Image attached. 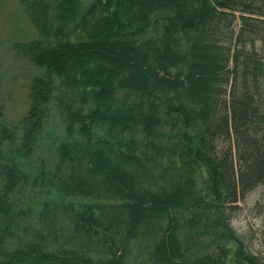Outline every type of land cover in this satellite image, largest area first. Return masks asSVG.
Segmentation results:
<instances>
[{
  "label": "trees",
  "instance_id": "trees-1",
  "mask_svg": "<svg viewBox=\"0 0 264 264\" xmlns=\"http://www.w3.org/2000/svg\"><path fill=\"white\" fill-rule=\"evenodd\" d=\"M22 3L45 72L0 116V264H264L231 226L264 186V0Z\"/></svg>",
  "mask_w": 264,
  "mask_h": 264
},
{
  "label": "rangeland",
  "instance_id": "rangeland-1",
  "mask_svg": "<svg viewBox=\"0 0 264 264\" xmlns=\"http://www.w3.org/2000/svg\"><path fill=\"white\" fill-rule=\"evenodd\" d=\"M90 4L92 0H82ZM259 3V2H258ZM263 12H264V4ZM238 16L240 14L237 13ZM258 19L262 32L260 39L247 49L254 58L264 64V16L252 15ZM234 29L241 30V21H236ZM38 38V32L24 10L22 0H0V116L6 125H13L27 114L29 109V90L32 81L44 69L35 66L29 59L16 53L17 44L28 43ZM256 38V37H255ZM55 136L59 135L60 121L52 120ZM54 142L46 141V148L40 151L46 157ZM222 143L220 146L222 147ZM231 226L249 253L264 261V186L247 193L236 205L231 217Z\"/></svg>",
  "mask_w": 264,
  "mask_h": 264
}]
</instances>
